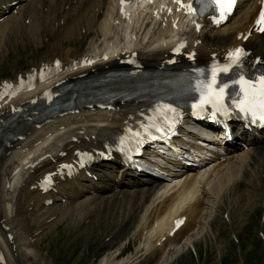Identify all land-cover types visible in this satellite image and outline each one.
Segmentation results:
<instances>
[{"label": "bare ground", "instance_id": "bare-ground-1", "mask_svg": "<svg viewBox=\"0 0 264 264\" xmlns=\"http://www.w3.org/2000/svg\"><path fill=\"white\" fill-rule=\"evenodd\" d=\"M257 2L258 0H238L231 16L217 27L206 29L203 25L196 32L191 26H187L184 32L188 39L187 45L200 39V42L194 45L199 60L220 47L234 43L253 48L254 53L251 55L257 53L264 59V36L261 33L251 31L245 41L236 37L239 31L244 32L248 28L258 6ZM15 3L17 5L13 8ZM150 6L149 3H144L142 9H138L132 18L123 19L116 13L114 0H0V47L4 46V38H7V33L13 29L20 38L24 33L23 38L28 39L26 41L36 43L34 40L42 37L46 27L48 32L53 31L49 29L52 23L54 28L64 32L62 41L75 40L81 36L82 30H87L86 35L91 38L83 52L74 49L60 53H43L37 63L10 72L1 77L0 82L3 78L14 79L18 72L38 66L41 62L51 61L54 57H59L64 64L69 65L96 55V62L91 66L84 65L76 70H69L66 66L51 80L53 85L58 82L56 86L76 82L82 78H92L106 70L121 68L119 59L135 49L142 69L159 68L170 56V37L180 33L177 28L185 25V20L177 21V28H174L170 26L163 12L151 14ZM59 13L62 18L55 21L58 25L55 27L53 19H57ZM42 21L47 24L44 29L41 26ZM121 28H124V34L121 33ZM100 36H103V41L97 45V38ZM105 49L111 55L107 59L101 57ZM175 63L181 66L185 60L178 55ZM29 93H21L17 101L25 100ZM147 100L148 98L137 97L117 99L111 102L112 108H101L96 102L74 104L64 112L58 110L37 119L27 120L25 117L18 120L15 124L18 126L17 131L0 139V250L3 252V261L0 264H53L47 261L43 252L38 249L29 250L20 246L23 244L28 247L32 244L23 239L27 228L25 220L30 214L26 209L28 201L41 204V198L50 194L54 198L64 196L66 203L62 208L65 213L79 219L91 218L96 207H113L117 202L124 204L126 215L121 221H125L118 228L126 227L130 221V226L134 227V236H139L142 232L151 234L147 245L142 246L140 256L137 258L135 254L127 264H168L181 250L186 249L187 244L193 245L201 232L209 229L210 222L207 219L218 211L220 202H236L244 195L240 189V184L245 183L242 180L245 179L243 175L251 174L257 178L258 183L255 184L261 185L264 192V184L260 181V174L264 175L263 135L261 138L250 137L243 140L244 146L236 141L231 144L224 141L223 158H219V152L214 150L212 156L204 159L202 164L188 167L185 171L171 172L157 181L152 179L154 177H140L134 170L126 168L114 158L90 166L92 173L96 174L95 179L82 171L72 176L58 175L55 177V192L40 194L36 183L38 175L45 170L54 169L60 159L72 157V148H101L108 143L119 125L140 107L143 108ZM6 107L7 104H4L0 111L4 112ZM217 142L218 140L212 141L216 144ZM62 151L66 153L60 155ZM31 161L36 163L31 165ZM206 162H210V166L200 168ZM16 166V171L10 175ZM28 184L35 190L28 189ZM222 197L226 199L221 201ZM114 198L117 200L113 201ZM124 206H121L120 210ZM178 214H184V219L181 225L168 235L171 220ZM44 219L46 216L37 219L38 228L45 226ZM93 220L95 223V219ZM5 232H8V235H5ZM19 252L22 254L20 259L17 257ZM117 257L118 255H115L114 258Z\"/></svg>", "mask_w": 264, "mask_h": 264}, {"label": "rangeland", "instance_id": "rangeland-1", "mask_svg": "<svg viewBox=\"0 0 264 264\" xmlns=\"http://www.w3.org/2000/svg\"><path fill=\"white\" fill-rule=\"evenodd\" d=\"M59 14L57 19H53L54 23L62 18ZM44 25L47 24L42 21L43 29ZM49 29L53 31L48 32L46 27V34L34 40L36 43L26 41L28 39L23 38L24 33L20 38L15 29L8 32L4 46L0 47V78L37 63L46 52L60 53L74 49L83 52L91 39L86 35L87 30H82L81 36L75 40L62 41L64 32L61 29L54 28L53 23ZM101 41L103 36L97 38V45ZM262 175L260 181L264 184ZM245 181L246 186L240 184L244 195L236 201L242 204L218 202L221 207L207 219L210 222L209 229L201 232L193 245L187 244L186 249L181 250L168 264H264V192L261 185L255 184L258 183L257 178L252 177L249 184ZM225 199L222 197L221 201ZM121 206L124 204L117 202L113 207H96L91 218L80 219L77 216L62 215V207L58 204L42 208L32 206L26 218L27 234L36 237L35 248L43 252L44 258L53 264H127L135 254L137 258L140 256L141 248L147 245L151 234L142 232L134 236V227L130 226V221L127 226L124 225L126 227L118 228L125 221L121 219L126 215L125 206L120 210ZM42 216H46L47 220L44 219L45 226L38 228L37 222ZM88 222L90 224L87 226ZM115 255L118 257L114 258Z\"/></svg>", "mask_w": 264, "mask_h": 264}, {"label": "snow or ice", "instance_id": "snow-or-ice-1", "mask_svg": "<svg viewBox=\"0 0 264 264\" xmlns=\"http://www.w3.org/2000/svg\"><path fill=\"white\" fill-rule=\"evenodd\" d=\"M174 2L180 4L181 7L187 8L189 12L195 13L197 11L191 4H184L183 0H174ZM196 2L202 4L201 13L208 8H213L218 12V17H214V19L219 24L232 12L237 0H196ZM256 23L260 26L259 30L264 32V10L260 12ZM198 29L199 25H197ZM246 55L243 48H236L228 53L229 62L227 64L222 66L214 64L210 69V79L197 82L196 89L201 95L198 103L193 106L203 109L206 105H211L217 111H227L224 100L226 90L230 85L228 83H219L217 77L221 73H228L233 66L239 65L242 58ZM200 74L203 75V72ZM232 83L239 85V91L235 93L239 97V99L235 100V107L241 112L251 114L253 117H258L261 121H264V74L255 78H245L244 75H240L239 79L233 80ZM165 108L167 111H175L169 106H165Z\"/></svg>", "mask_w": 264, "mask_h": 264}]
</instances>
